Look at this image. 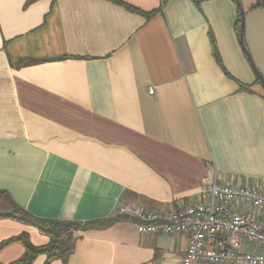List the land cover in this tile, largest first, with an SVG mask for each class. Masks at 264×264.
I'll use <instances>...</instances> for the list:
<instances>
[{
    "label": "crops",
    "instance_id": "0c3cea01",
    "mask_svg": "<svg viewBox=\"0 0 264 264\" xmlns=\"http://www.w3.org/2000/svg\"><path fill=\"white\" fill-rule=\"evenodd\" d=\"M118 1L0 0V243L49 241L14 206L80 227L66 261L32 264H181L188 237L141 234L124 205L183 208L209 168L264 188V90L239 42L242 23L264 78V0Z\"/></svg>",
    "mask_w": 264,
    "mask_h": 264
},
{
    "label": "built area",
    "instance_id": "2783aa9c",
    "mask_svg": "<svg viewBox=\"0 0 264 264\" xmlns=\"http://www.w3.org/2000/svg\"><path fill=\"white\" fill-rule=\"evenodd\" d=\"M121 214L141 234L186 235L181 264H264V188L223 183L214 168L183 208L143 212L127 203Z\"/></svg>",
    "mask_w": 264,
    "mask_h": 264
},
{
    "label": "trees",
    "instance_id": "16d2710c",
    "mask_svg": "<svg viewBox=\"0 0 264 264\" xmlns=\"http://www.w3.org/2000/svg\"><path fill=\"white\" fill-rule=\"evenodd\" d=\"M113 1L121 5L124 4L118 0ZM125 7L132 11L144 14L132 7ZM152 14L153 12H150L145 14V16L149 17ZM1 195L3 194L0 193V196ZM8 218L20 221L29 226H33L49 238L48 243L42 246H34L31 244L27 234H21L17 237H13L0 243V248L13 242H19L24 246V253L16 261L17 264H32L34 259L40 255H44L46 257V262L53 260L66 261L71 255L73 251V233L80 228L77 224L54 220L36 219L16 206H14L13 211L10 215H8Z\"/></svg>",
    "mask_w": 264,
    "mask_h": 264
},
{
    "label": "water",
    "instance_id": "95a60500",
    "mask_svg": "<svg viewBox=\"0 0 264 264\" xmlns=\"http://www.w3.org/2000/svg\"><path fill=\"white\" fill-rule=\"evenodd\" d=\"M239 42L243 48V51L244 53L246 54L249 62H250V65L254 71V73L256 74V77H257V80H258V84L262 87V89L264 90V78L263 76L259 73V71L256 69V67L254 66V64L252 63L251 59H250V56H249V53L248 51L246 50V48L244 47L243 45V42H242V23H241V27H240V30H239Z\"/></svg>",
    "mask_w": 264,
    "mask_h": 264
}]
</instances>
